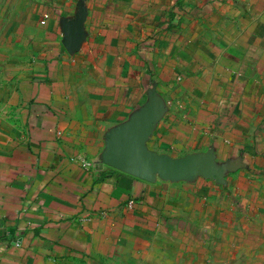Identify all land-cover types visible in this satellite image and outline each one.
Wrapping results in <instances>:
<instances>
[{
	"label": "crops",
	"instance_id": "0c3cea01",
	"mask_svg": "<svg viewBox=\"0 0 264 264\" xmlns=\"http://www.w3.org/2000/svg\"><path fill=\"white\" fill-rule=\"evenodd\" d=\"M153 99L145 148L208 154L221 182L103 162ZM263 176L264 0H0V264L254 253Z\"/></svg>",
	"mask_w": 264,
	"mask_h": 264
},
{
	"label": "water",
	"instance_id": "95a60500",
	"mask_svg": "<svg viewBox=\"0 0 264 264\" xmlns=\"http://www.w3.org/2000/svg\"><path fill=\"white\" fill-rule=\"evenodd\" d=\"M159 116L158 104L153 99L128 122L114 129L109 135L103 162L144 181H151L154 176L171 181L201 176L221 182L226 169H216L208 154L171 159L145 148V142Z\"/></svg>",
	"mask_w": 264,
	"mask_h": 264
},
{
	"label": "rangeland",
	"instance_id": "374dc122",
	"mask_svg": "<svg viewBox=\"0 0 264 264\" xmlns=\"http://www.w3.org/2000/svg\"><path fill=\"white\" fill-rule=\"evenodd\" d=\"M231 192L233 193L234 191ZM255 238L252 243H258V249L254 253L246 254L241 250L237 254H233L231 251L229 253L226 252L225 255L217 253L215 250L213 251V248L211 249V247H216L217 243L215 239H210L207 244L200 246V251L197 250L190 264H264V256L262 255V251L264 250V237L260 238L256 236ZM207 246L209 247L204 249Z\"/></svg>",
	"mask_w": 264,
	"mask_h": 264
},
{
	"label": "built area",
	"instance_id": "2783aa9c",
	"mask_svg": "<svg viewBox=\"0 0 264 264\" xmlns=\"http://www.w3.org/2000/svg\"><path fill=\"white\" fill-rule=\"evenodd\" d=\"M43 24V22H41Z\"/></svg>",
	"mask_w": 264,
	"mask_h": 264
}]
</instances>
